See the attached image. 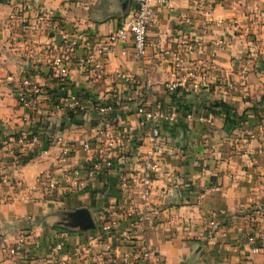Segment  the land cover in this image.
Masks as SVG:
<instances>
[{
	"label": "crops",
	"instance_id": "0c3cea01",
	"mask_svg": "<svg viewBox=\"0 0 264 264\" xmlns=\"http://www.w3.org/2000/svg\"><path fill=\"white\" fill-rule=\"evenodd\" d=\"M133 5V0H0V137L27 129L47 146L44 155L22 165L0 155V168L27 186L6 203L0 186V264H52L57 240L64 243L61 256L78 251L88 264H113L112 258L129 264L121 257L141 241L152 250V264H264V0L154 2L156 18L142 59L126 41L109 53L103 72L81 67L73 53L67 75L55 73L50 58L64 46L60 25L76 23L96 41ZM180 39L195 43L188 67H205L208 83L167 92L165 83L177 74L161 52ZM219 40L225 44L217 45ZM116 69L132 82L117 78ZM22 76L50 92H76L82 109L69 113L50 102L20 105L15 91ZM107 103L112 109L98 112V104ZM149 105L177 113L176 123L159 125L154 147L150 124L137 113ZM209 115L211 123L199 119ZM98 127L108 131L111 145L104 141L99 153L84 150L83 142ZM66 144L73 150L66 163H58ZM152 151L161 166L145 203L136 188L121 192L119 182L123 174L139 178L142 157ZM97 157L109 158L112 167L88 177ZM69 171L83 181L75 193L64 190ZM41 175L63 191L47 192ZM80 207L88 208L95 227L112 219V231L61 224L67 212ZM25 228L29 249L11 259L5 250ZM125 228L133 233L130 238L121 235ZM249 236L259 252L250 251Z\"/></svg>",
	"mask_w": 264,
	"mask_h": 264
},
{
	"label": "built area",
	"instance_id": "2783aa9c",
	"mask_svg": "<svg viewBox=\"0 0 264 264\" xmlns=\"http://www.w3.org/2000/svg\"><path fill=\"white\" fill-rule=\"evenodd\" d=\"M167 0H133V8L125 16L119 20L118 25L108 32L103 38L93 40L78 24L73 23L69 27L66 25L59 26L58 36L63 43V48L50 58V65L58 76L64 77L69 70V63L73 53L77 55V63L86 69L95 72H103L105 63L109 53L118 44L130 42V49L132 55L137 59H142L145 55L147 45V31L148 28L155 21L156 13L154 9V2L165 3ZM195 1V0H189ZM217 45H224L225 41L219 40ZM47 50V49H46ZM196 45L193 41L187 39H180L174 48H166L161 54L167 60L171 70L177 74L176 77L165 83V90L167 92H175L186 86L194 89L205 87L208 83L207 69L203 66L188 67V56L194 53ZM126 49H121L124 54ZM77 53V54H76ZM114 74L117 78L126 83L132 82V77L126 71L116 69ZM15 95L20 105L28 106L30 104L38 105L44 102H50L55 109H62L69 113H76L82 109L80 96L73 91L66 92H50L32 80L28 76H22L16 84ZM112 109V104H104L97 106L100 113ZM137 113L142 117L143 122L150 124V140L153 147L158 142L159 125L162 123L174 124L177 121V113L173 108L165 109L159 105L141 106L137 109ZM200 120H205L211 123L212 117H199ZM112 138L105 129L97 128L95 135L90 140L83 142L82 147L86 151L92 153L98 152L102 148L104 141H108L111 145ZM72 147L63 145L60 154L57 157L58 163H66ZM47 152L45 140L35 135L27 129L19 131L13 137H0V155L6 158L12 157L13 160L22 165L23 159H31L34 156H41ZM99 155V154H98ZM154 152L142 157V175L139 178H134L133 175L123 174L120 176L119 190L127 192L131 188H136L139 197L146 203L151 194V180L153 174L160 168L159 161L153 156ZM27 160V161H28ZM112 167V161L109 158H94L87 170L88 177H95L101 173L103 169ZM73 175H71V173ZM40 182L43 184L47 192L52 194L63 191V185L55 182L47 175L40 176ZM66 185L64 190L75 193L83 186V181L76 175V171H69L66 176ZM0 186L5 188L3 201L12 202L17 198L18 192H24L27 186L22 182L11 177L8 173L0 168ZM38 184L30 187H37ZM126 214L129 215L128 212ZM139 223V222H138ZM209 226L214 228L216 223L214 220L209 221ZM115 222L112 219H101L99 225L95 228L99 233H107L112 231ZM130 228L134 227V223L130 224ZM123 237L130 238L133 233L128 228L121 232ZM29 229L25 228L20 231L12 244L6 248V253L11 259H17L19 255L27 252L29 249ZM247 243L250 246V251L257 253L260 250L254 236L247 237ZM64 243L61 240L55 241L52 247V264H88L83 262V258L78 251H74L70 257L61 256ZM152 250L149 245L140 242L133 249L132 254L123 255L121 257L122 263L129 264H152L151 262ZM112 263L115 260L112 258Z\"/></svg>",
	"mask_w": 264,
	"mask_h": 264
},
{
	"label": "water",
	"instance_id": "95a60500",
	"mask_svg": "<svg viewBox=\"0 0 264 264\" xmlns=\"http://www.w3.org/2000/svg\"><path fill=\"white\" fill-rule=\"evenodd\" d=\"M61 224L68 229L82 231L95 228V223L92 219L91 213L86 207H80L67 212L65 214L64 221L61 222Z\"/></svg>",
	"mask_w": 264,
	"mask_h": 264
},
{
	"label": "trees",
	"instance_id": "16d2710c",
	"mask_svg": "<svg viewBox=\"0 0 264 264\" xmlns=\"http://www.w3.org/2000/svg\"><path fill=\"white\" fill-rule=\"evenodd\" d=\"M121 18H122V17H121ZM121 18H120V19H121ZM27 160H28V159H23V160L21 161V162H22V164L26 163V162H27Z\"/></svg>",
	"mask_w": 264,
	"mask_h": 264
}]
</instances>
